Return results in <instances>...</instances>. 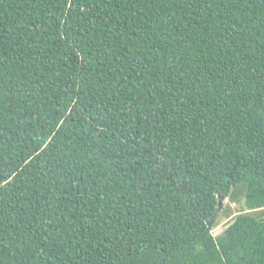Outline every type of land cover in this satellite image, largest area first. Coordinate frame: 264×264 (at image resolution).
<instances>
[{"label": "trees", "instance_id": "trees-1", "mask_svg": "<svg viewBox=\"0 0 264 264\" xmlns=\"http://www.w3.org/2000/svg\"><path fill=\"white\" fill-rule=\"evenodd\" d=\"M67 3L0 0V264H264V0Z\"/></svg>", "mask_w": 264, "mask_h": 264}, {"label": "rangeland", "instance_id": "rangeland-1", "mask_svg": "<svg viewBox=\"0 0 264 264\" xmlns=\"http://www.w3.org/2000/svg\"><path fill=\"white\" fill-rule=\"evenodd\" d=\"M229 203L226 200H223L222 202V207L227 206ZM235 205H230V210L233 211V214L230 215V217H228L227 219L223 220L218 226L217 228L213 231V235L216 236L218 234H220L221 232H223L225 230V228L228 226L229 223L232 222V220L234 219L236 213L234 212Z\"/></svg>", "mask_w": 264, "mask_h": 264}, {"label": "snow or ice", "instance_id": "snow-or-ice-1", "mask_svg": "<svg viewBox=\"0 0 264 264\" xmlns=\"http://www.w3.org/2000/svg\"><path fill=\"white\" fill-rule=\"evenodd\" d=\"M74 7H76L75 0H68L67 9H66V11L68 12V15H71V9Z\"/></svg>", "mask_w": 264, "mask_h": 264}, {"label": "water", "instance_id": "water-1", "mask_svg": "<svg viewBox=\"0 0 264 264\" xmlns=\"http://www.w3.org/2000/svg\"><path fill=\"white\" fill-rule=\"evenodd\" d=\"M222 202H223V197L222 196H218V208L221 209L222 207Z\"/></svg>", "mask_w": 264, "mask_h": 264}]
</instances>
